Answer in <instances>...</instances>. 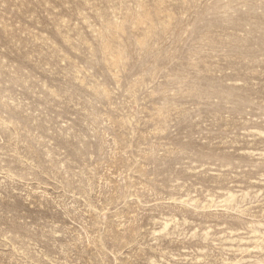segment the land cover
<instances>
[{"label": "rangeland", "instance_id": "obj_1", "mask_svg": "<svg viewBox=\"0 0 264 264\" xmlns=\"http://www.w3.org/2000/svg\"><path fill=\"white\" fill-rule=\"evenodd\" d=\"M0 264H264V0H0Z\"/></svg>", "mask_w": 264, "mask_h": 264}]
</instances>
